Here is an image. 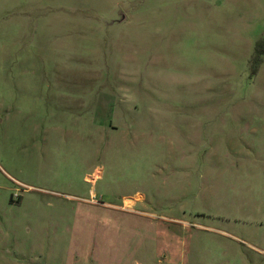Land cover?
<instances>
[{"label":"rangeland","instance_id":"rangeland-1","mask_svg":"<svg viewBox=\"0 0 264 264\" xmlns=\"http://www.w3.org/2000/svg\"><path fill=\"white\" fill-rule=\"evenodd\" d=\"M264 0H0V264H264Z\"/></svg>","mask_w":264,"mask_h":264},{"label":"trees","instance_id":"trees-1","mask_svg":"<svg viewBox=\"0 0 264 264\" xmlns=\"http://www.w3.org/2000/svg\"><path fill=\"white\" fill-rule=\"evenodd\" d=\"M264 52V45L258 44L255 48V53H254V61L256 62V66L259 64L261 60V54Z\"/></svg>","mask_w":264,"mask_h":264}]
</instances>
